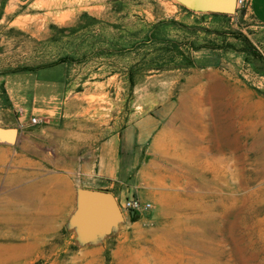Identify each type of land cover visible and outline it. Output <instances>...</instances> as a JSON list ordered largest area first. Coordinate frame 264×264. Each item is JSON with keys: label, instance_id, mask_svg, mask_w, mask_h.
I'll list each match as a JSON object with an SVG mask.
<instances>
[{"label": "rangeland", "instance_id": "374dc122", "mask_svg": "<svg viewBox=\"0 0 264 264\" xmlns=\"http://www.w3.org/2000/svg\"><path fill=\"white\" fill-rule=\"evenodd\" d=\"M63 57L45 72L60 85L5 95V75L18 88L19 69ZM135 121L155 128L130 174L151 210L88 226L82 167ZM0 127L15 129L0 134V264H264V26L249 10L0 0Z\"/></svg>", "mask_w": 264, "mask_h": 264}, {"label": "crops", "instance_id": "0c3cea01", "mask_svg": "<svg viewBox=\"0 0 264 264\" xmlns=\"http://www.w3.org/2000/svg\"><path fill=\"white\" fill-rule=\"evenodd\" d=\"M189 10L199 15L206 13ZM249 12L258 24L264 26V0H249ZM52 67L44 66L38 67L34 71L24 70L18 72L17 77L28 78L25 83V79H22L23 83L18 88L10 87L9 80L6 79L9 75H5L1 78L4 80L5 95L13 99L14 97H22L23 94L28 92L31 93V90L37 86H44L45 84L50 86L60 85L58 83L61 80L57 76L45 75V72L52 69ZM32 78L33 84L31 85L29 81ZM11 102L13 104L12 100ZM36 109L42 108H32L30 113L32 115H42L39 111H35ZM18 110L20 113L26 111L20 107H18ZM154 129L148 121H135L110 132L108 136L100 141L93 155V161L86 162L82 167L85 173L84 177L81 178L83 189L108 191L119 201L133 195L135 190H133L130 174L142 161L145 141ZM37 193L39 196L40 190Z\"/></svg>", "mask_w": 264, "mask_h": 264}, {"label": "water", "instance_id": "95a60500", "mask_svg": "<svg viewBox=\"0 0 264 264\" xmlns=\"http://www.w3.org/2000/svg\"><path fill=\"white\" fill-rule=\"evenodd\" d=\"M193 11L232 14L236 11V0H177ZM0 134L12 136L15 129L0 127ZM133 216L134 213L131 212ZM122 216L119 203L108 191L82 189L77 218L91 227H108Z\"/></svg>", "mask_w": 264, "mask_h": 264}, {"label": "built area", "instance_id": "2783aa9c", "mask_svg": "<svg viewBox=\"0 0 264 264\" xmlns=\"http://www.w3.org/2000/svg\"><path fill=\"white\" fill-rule=\"evenodd\" d=\"M243 10L247 11L249 10V0H236V10ZM32 124H36L39 121V118L36 116H33L30 119ZM119 207L122 214H127L131 217H135L137 215H140L141 213L147 212L151 210V203L147 201L141 200L136 195H131L127 198H125L123 201H119ZM131 212L134 213V215H131Z\"/></svg>", "mask_w": 264, "mask_h": 264}, {"label": "bare ground", "instance_id": "6f19581e", "mask_svg": "<svg viewBox=\"0 0 264 264\" xmlns=\"http://www.w3.org/2000/svg\"><path fill=\"white\" fill-rule=\"evenodd\" d=\"M198 90V89H197ZM196 90V94H197V92L199 93V91H197ZM193 92V91H192ZM191 91L190 92H188V95H190V96H194V94L192 93ZM187 97H189V96H187ZM195 97H200L199 96V94H197ZM194 99V98H193ZM194 101V100H193ZM194 105V104H193ZM178 113L177 114H175V115H173L172 117L173 118H175V116L177 117V115L178 116H180V114L182 113V111H187L188 109H189V111H191V109L189 108V103H188V101H186V99L184 100V98L181 100V102H180V104L178 105ZM192 112H194L193 110H192ZM186 114V113H185ZM189 117V116H188ZM173 118H172V120H173ZM185 119H186V117H185ZM189 119H190V117H189ZM190 123V122H189ZM182 124H184V123H182ZM186 126L187 127H189L187 124H186ZM185 126V127H186ZM187 135H190L191 136V134H186V136ZM160 137V136H159ZM188 137V136H187ZM22 194H24V193H22ZM11 213H7V216H6V218H3V219H5L7 222H9L10 221V219H12V217H11V215H10Z\"/></svg>", "mask_w": 264, "mask_h": 264}, {"label": "trees", "instance_id": "16d2710c", "mask_svg": "<svg viewBox=\"0 0 264 264\" xmlns=\"http://www.w3.org/2000/svg\"><path fill=\"white\" fill-rule=\"evenodd\" d=\"M66 58H67V57H63V59H59V60H57V61H55V62H53V63L47 64V65H45V66H54V65H57V64H59L60 62H63L64 60H66ZM35 69H36V68L31 67V66H25V67H23V68H21V69H19V70L34 71Z\"/></svg>", "mask_w": 264, "mask_h": 264}]
</instances>
